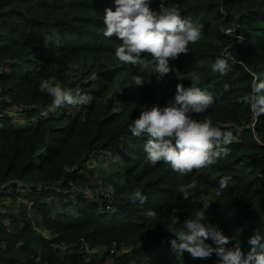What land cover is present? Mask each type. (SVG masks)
I'll return each instance as SVG.
<instances>
[{
	"label": "trees",
	"instance_id": "obj_1",
	"mask_svg": "<svg viewBox=\"0 0 264 264\" xmlns=\"http://www.w3.org/2000/svg\"><path fill=\"white\" fill-rule=\"evenodd\" d=\"M163 2L177 5L183 19L200 27L201 38L170 61L172 73L161 79L116 57L122 41L103 35L105 9L115 10L114 0H0V186L11 184L0 196L22 199L25 215H18L22 226L15 228L14 213L5 209L1 214L0 264H185L181 255L189 264H205L207 258L175 253L170 244L174 232L185 230L184 221L202 211L204 222L230 238L226 246L240 241L245 255L251 249L248 238L256 231L264 236V114L255 115L243 99L251 92L252 73L264 80V0ZM160 3L150 0L153 10ZM232 24L238 25L237 36L226 32ZM218 57L228 60L223 74L212 70ZM193 72L202 90L214 97L213 105L193 118L211 120L230 131L233 140L226 145L227 156L181 175L163 162L153 165L145 152L148 137L133 136L129 126L143 110L174 102L177 85L189 87ZM126 73L132 88L120 82L122 90L110 95ZM137 74L143 85L134 84ZM53 76L66 88L91 94V100L55 106L53 97L40 91L41 82ZM75 106L81 108L72 114ZM43 112L48 115L39 116ZM137 137L140 143L133 140ZM107 150L128 154L125 189L130 195L140 190L147 197L144 204L113 187L112 197L101 202L75 192L91 154ZM192 183L195 188L185 200L179 189ZM36 184H60L63 191L38 190ZM67 189L74 192L66 194ZM31 209L52 239L34 229ZM150 209L155 218L146 215ZM63 243L73 250L66 258L58 249ZM100 245L107 247L103 256L88 255ZM123 246H131L130 251L109 256Z\"/></svg>",
	"mask_w": 264,
	"mask_h": 264
},
{
	"label": "clouds",
	"instance_id": "obj_2",
	"mask_svg": "<svg viewBox=\"0 0 264 264\" xmlns=\"http://www.w3.org/2000/svg\"><path fill=\"white\" fill-rule=\"evenodd\" d=\"M114 3L115 10L111 7L105 9L103 35L122 41L116 48V57L141 72L151 69L162 79L172 73L170 61L189 52V43L194 44L201 38L200 27L183 19L175 4L161 0L159 9L153 10L150 0H114ZM227 69L226 58L218 57L212 65L214 72L223 74ZM190 76L189 87L185 88L183 83L177 85L174 102L163 107L157 104L143 110L129 126L133 136L148 137L145 152L153 165L163 162L181 175L194 169L210 167L221 157L227 156L229 153L226 145L233 140L230 131H222L213 126L211 120L193 118V113L200 114L211 107L214 97L202 90L200 77L195 72ZM176 78L186 79L180 74ZM133 80L137 86L143 85L145 81L139 74ZM40 91L53 97L57 107L65 103L82 105L89 99L79 87L66 88L54 76L41 82ZM243 99L255 115L264 114V80H259L255 73H252L251 92ZM220 186L225 187L226 181L221 180ZM193 188L195 183L181 186L179 191L183 199H189L190 189ZM131 199L144 204L147 197L137 189ZM146 215L155 218L157 214L150 209ZM205 220V211H202L196 214L195 219L189 217L184 221L185 230L174 232L175 238L170 241L175 253L188 252L193 258L203 259L215 252L219 264H264V243H261L264 236L258 231L248 238L251 249L245 255L240 241L232 248L225 247L230 238L216 225L206 223ZM173 223L176 221L173 220ZM209 238L217 244L216 248L205 243Z\"/></svg>",
	"mask_w": 264,
	"mask_h": 264
},
{
	"label": "rangeland",
	"instance_id": "obj_3",
	"mask_svg": "<svg viewBox=\"0 0 264 264\" xmlns=\"http://www.w3.org/2000/svg\"><path fill=\"white\" fill-rule=\"evenodd\" d=\"M247 32H248L247 27L245 25L244 26L242 25V34L247 35L248 34ZM239 34H241V33L239 32ZM120 82L125 83L124 88H132L131 85L129 84V82H131V78L126 73V74H123L120 77L119 81L114 84L110 95H114L113 92H120L122 90V88L120 87ZM83 94H87V96L89 97L88 100H91V98H92L91 94H89L87 92L83 93ZM77 106H75L74 109H71L73 112L72 114H74L76 110L78 111L81 108V106H79V107H77ZM62 110L63 109H60V112ZM115 111H117V110H115ZM6 113L11 117L12 116L17 117L19 119V122L25 121L24 119H21V117L18 116L17 113L15 114L11 111H6ZM40 115L46 116V115H48V113L43 112V113H40L39 116ZM39 116H34V118L35 119L39 118ZM140 138L141 137H139V138L137 137V138H134L133 140H136V141H138V143H140ZM138 143L136 142V144H138ZM120 152L121 151L112 152L111 150H107V151H103V152L102 151H100V152L94 151L91 154L89 160L87 161V165H84V166H86L85 167L86 169L84 168L83 172L88 170L87 173L84 174V175H86L85 180H81V182L78 184V186H76L75 192H78L77 194H81L82 192L87 193V195L85 194V196H87V197L91 196L90 198H94L95 200L101 202L102 201L101 198H103V196H105L107 198L112 197L113 193L111 192V188L113 187L114 189H119L120 191H122L124 193V196L129 198L131 196L130 195L131 193H129V191L127 189H125V186L129 187V180L127 179L128 180V183H127L126 179H125V177H126L125 176V169H126V167L128 168V163L130 161L127 160V158H126V156L128 154L124 156ZM138 174H139V169L137 170L135 175H138ZM27 192H28V190H27ZM70 192H74V191H70ZM72 194H74V193H72ZM74 196H78V195H74ZM53 197L56 198V196H53ZM53 197H51V200L53 199ZM151 199H155L158 202L161 200V198H159L157 196H152ZM21 200L15 201V200L7 199L6 196H0V202L5 204L6 212L14 213V216L10 219V222L12 225H14L15 228L18 226V224H19V227L22 226V224L20 225V223L17 222L18 215H19V218L25 217L24 213H22V209H20V205L22 203ZM53 201H56V200H53ZM58 207H56V210H59ZM30 213L35 216V219H32V221L34 223H36V227L33 225L34 229L37 230L43 238H45L47 240L52 239L54 237L52 235V232H50L44 226L41 225L42 224L41 220L36 215V211L31 209ZM27 216H29L28 218L31 217L30 214ZM237 231L241 232L242 229L239 228V229H237ZM69 246L70 245H67L66 243L58 245L59 253L61 255H63V258L68 257L73 252V250L68 249ZM211 246L213 248L217 247L215 242ZM130 248H131V246H123V248H120L118 251H115V252L110 251L109 256L113 257V255H115L116 253H118V255L123 254V253H127L130 251ZM106 250H107L106 246L100 245V246L95 247L92 250L88 249L87 251H88V255L91 254L93 256L101 257L106 253L105 252ZM181 256H183V257H181V259L185 260V264H189V262L187 263L184 255H181ZM205 264H219V257L214 252L210 257H207Z\"/></svg>",
	"mask_w": 264,
	"mask_h": 264
},
{
	"label": "built area",
	"instance_id": "obj_4",
	"mask_svg": "<svg viewBox=\"0 0 264 264\" xmlns=\"http://www.w3.org/2000/svg\"><path fill=\"white\" fill-rule=\"evenodd\" d=\"M237 29H238V25H235V24H232V25H230L228 28H227V30H226V32L228 33V34H231V35H234V36H237ZM253 124L255 125V123L253 122ZM10 187H11V184H10V182H5V183H3L1 186H0V193L3 191V190H8V189H10ZM34 187H36L38 190H50V191H55V192H62L63 191V189H62V187L60 186V184H45V185H43V184H36V185H34ZM30 188V186L29 187H27V188H25L24 190H30L29 189ZM70 189H67V190H64V192L67 194V193H70ZM84 194H86L87 195V193H84ZM110 195V194H109ZM5 212V206H3V203L2 202H0V228H1V214H3ZM216 244V243H215ZM236 244V242L235 243H233V245H231V246H229V247H227L226 245H225V247H227V248H232L234 245ZM2 245H3V242H2V237H1V233H0V251H1V249H2ZM217 245V244H216Z\"/></svg>",
	"mask_w": 264,
	"mask_h": 264
}]
</instances>
